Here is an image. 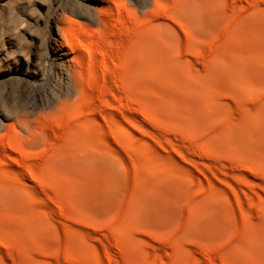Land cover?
I'll use <instances>...</instances> for the list:
<instances>
[{
	"label": "rangeland",
	"instance_id": "1",
	"mask_svg": "<svg viewBox=\"0 0 264 264\" xmlns=\"http://www.w3.org/2000/svg\"><path fill=\"white\" fill-rule=\"evenodd\" d=\"M206 2L201 17L187 11L190 33L154 0H127L162 25L145 38L131 87L118 85L136 104L128 112L113 98L130 133L103 108L96 115L113 139L62 154L56 108L16 125L35 154H61L35 156L33 175L11 165L0 264H264V0ZM43 118L57 143L33 139Z\"/></svg>",
	"mask_w": 264,
	"mask_h": 264
},
{
	"label": "bare ground",
	"instance_id": "2",
	"mask_svg": "<svg viewBox=\"0 0 264 264\" xmlns=\"http://www.w3.org/2000/svg\"><path fill=\"white\" fill-rule=\"evenodd\" d=\"M154 4L159 16L182 22L189 9L193 16L201 17L207 6L206 0H154ZM160 26L142 20L127 0H0V130L5 126L0 135V189L11 190L13 163L31 173L29 163L40 155L16 133V125L27 123L33 111L58 110L54 123L67 141L62 154L68 152V146L81 149L99 140L109 143L113 137L108 134L110 126L107 132L96 115L103 108H110L104 111L110 123L130 133L117 120L114 108L119 102L128 111V105L136 103L120 95L118 85L131 87L130 78L138 76L145 38L159 32ZM132 53L135 64L131 67L128 59ZM43 119L37 120L33 139L39 141L49 133L55 141L54 125ZM61 153L49 147L44 156L57 162Z\"/></svg>",
	"mask_w": 264,
	"mask_h": 264
}]
</instances>
